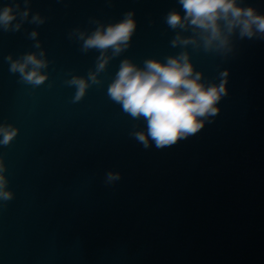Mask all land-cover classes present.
I'll list each match as a JSON object with an SVG mask.
<instances>
[{
    "label": "water",
    "instance_id": "1",
    "mask_svg": "<svg viewBox=\"0 0 264 264\" xmlns=\"http://www.w3.org/2000/svg\"><path fill=\"white\" fill-rule=\"evenodd\" d=\"M238 2L264 13V0ZM7 5L20 26H0V125L17 129L0 143L12 193L0 198V264H264V34L235 29L226 46H206L195 26L167 23L169 11L184 13L180 0H0ZM128 11L127 47L84 48ZM33 52L46 61L40 84L10 71ZM185 52L205 85L227 69L218 111L195 133L145 146L136 133L146 119L109 85L125 59L142 68ZM74 77L87 82L79 99Z\"/></svg>",
    "mask_w": 264,
    "mask_h": 264
},
{
    "label": "clouds",
    "instance_id": "2",
    "mask_svg": "<svg viewBox=\"0 0 264 264\" xmlns=\"http://www.w3.org/2000/svg\"><path fill=\"white\" fill-rule=\"evenodd\" d=\"M180 4L184 13L169 11L167 23L171 27H183L186 24L195 26L204 34L206 46L212 45L214 41L220 47L226 46L229 35L235 29H239L241 36L264 34V13H258L251 5L243 6L238 0H180ZM14 8L13 5L0 7V26L5 29L20 26L19 23L13 25L17 15ZM21 15L27 17L28 9H24ZM32 19L40 22L39 14ZM135 28L134 13L128 11L119 21L98 27L84 39L83 46L86 49L112 47L118 53L127 47ZM36 34L32 32V36ZM178 39L173 40V43ZM189 39L185 38L182 42L188 43ZM42 56V52L39 56L33 52L12 60L10 71L19 72L27 82L40 84L47 77V73L41 71L46 66ZM7 59L11 60V55ZM106 62L107 57L101 59L97 71L103 69ZM91 75L94 80L95 74ZM201 75V72L194 71L186 52L171 56L166 61L150 58L142 68L125 59L109 85L108 93L133 117L143 116L146 119L147 132H137V139L147 146L151 138L157 147H161L195 133L204 123L200 117L218 111L216 102L226 92L227 69L221 73L224 79L218 85H205ZM70 82L78 86L76 98L79 99L87 87L86 80L74 77ZM16 132L17 129L11 125H0V143H8ZM3 169V159L0 158V198L8 199L12 193L6 190L7 181ZM114 178L110 173L109 179Z\"/></svg>",
    "mask_w": 264,
    "mask_h": 264
}]
</instances>
